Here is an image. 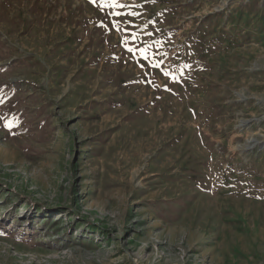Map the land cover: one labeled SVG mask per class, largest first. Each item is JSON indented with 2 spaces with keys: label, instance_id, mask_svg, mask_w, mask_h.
I'll return each instance as SVG.
<instances>
[{
  "label": "rangeland",
  "instance_id": "obj_1",
  "mask_svg": "<svg viewBox=\"0 0 264 264\" xmlns=\"http://www.w3.org/2000/svg\"><path fill=\"white\" fill-rule=\"evenodd\" d=\"M112 2L0 0V264H264V0Z\"/></svg>",
  "mask_w": 264,
  "mask_h": 264
},
{
  "label": "snow or ice",
  "instance_id": "obj_2",
  "mask_svg": "<svg viewBox=\"0 0 264 264\" xmlns=\"http://www.w3.org/2000/svg\"><path fill=\"white\" fill-rule=\"evenodd\" d=\"M110 6H112V7H124V5H119V4L117 3V0H113L112 4H111ZM115 15L118 16V15H120V13H115ZM130 15H131V14H130ZM113 28L119 30V22L114 23V24H113ZM125 31H127V30H125ZM129 38H130L132 41H135V39H136V34H135V33H130V32H128V33H127V37H126L125 40L123 41V43H124L125 46H126V50H128L129 52H135V51H136L135 48L128 46V39H129ZM143 51H144V50H142V54H143ZM156 66H158V65H156ZM165 74L167 75L168 73L165 72ZM5 126L10 128V127H11V124H6Z\"/></svg>",
  "mask_w": 264,
  "mask_h": 264
}]
</instances>
